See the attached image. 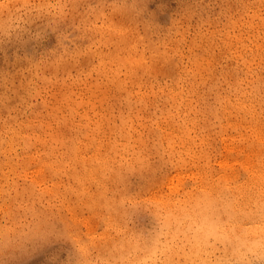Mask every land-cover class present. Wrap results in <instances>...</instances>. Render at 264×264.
<instances>
[{
  "label": "rangeland",
  "instance_id": "obj_1",
  "mask_svg": "<svg viewBox=\"0 0 264 264\" xmlns=\"http://www.w3.org/2000/svg\"><path fill=\"white\" fill-rule=\"evenodd\" d=\"M0 264H264V0H0Z\"/></svg>",
  "mask_w": 264,
  "mask_h": 264
},
{
  "label": "clouds",
  "instance_id": "obj_2",
  "mask_svg": "<svg viewBox=\"0 0 264 264\" xmlns=\"http://www.w3.org/2000/svg\"><path fill=\"white\" fill-rule=\"evenodd\" d=\"M183 223L194 239H222L225 236V227L212 207L198 208L186 214Z\"/></svg>",
  "mask_w": 264,
  "mask_h": 264
},
{
  "label": "bare ground",
  "instance_id": "obj_3",
  "mask_svg": "<svg viewBox=\"0 0 264 264\" xmlns=\"http://www.w3.org/2000/svg\"><path fill=\"white\" fill-rule=\"evenodd\" d=\"M118 12V11H117ZM118 19V18H117ZM111 24V23H110ZM112 25V24H111ZM120 29V28H119ZM122 30V29H121ZM119 33V32H118ZM135 33V32H134ZM126 47V46H125ZM128 48H129V46H128ZM123 49V48H122ZM136 51V50H135ZM146 55V54H145ZM135 65V64H134ZM105 69V68H104ZM144 69V68H143ZM154 73V72H153Z\"/></svg>",
  "mask_w": 264,
  "mask_h": 264
}]
</instances>
